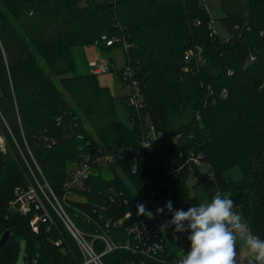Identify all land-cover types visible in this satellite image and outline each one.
<instances>
[{
	"label": "trees",
	"instance_id": "trees-1",
	"mask_svg": "<svg viewBox=\"0 0 264 264\" xmlns=\"http://www.w3.org/2000/svg\"><path fill=\"white\" fill-rule=\"evenodd\" d=\"M245 1L244 17L231 13L220 18L229 32L221 38L202 0H0V137L5 142L0 235L11 231L0 250V264H16L20 240L26 242V264L83 261L59 218L50 229L44 225L35 233L31 215L8 205L15 188H28L35 177L40 182L45 178L62 196L69 171L87 158L92 171L83 188H74L85 200L73 194L64 206L86 237L107 229L111 243L119 244L102 256L105 264H156L176 251L165 237L171 227L167 232L159 227L171 214L156 210L169 200L185 211L201 204L190 191V177L217 178L243 212L251 235L264 240V0ZM103 35L119 41L106 46ZM124 42L129 45L126 62L143 97L140 107L129 101L130 94L117 97L101 86L97 74H71L74 45L95 43L107 52ZM40 57L58 82L40 65ZM117 100L127 109L130 125L117 118ZM187 105L194 110L192 120L169 127V115ZM45 135L54 142L48 144ZM145 138L152 150L141 145ZM105 153L113 157L103 164L98 157ZM191 155L199 156L209 172L187 163ZM114 162L124 175L114 170L111 179L103 176V168ZM233 166L243 172L238 182L225 177ZM139 198L167 244L164 250L158 246L154 256L127 233L128 227L148 219L137 215ZM99 203L107 219L100 217ZM130 210H135L132 218L119 224ZM189 234L178 233L190 249ZM59 239L62 244L56 246ZM171 239L179 242L174 234ZM105 248L100 240L98 252Z\"/></svg>",
	"mask_w": 264,
	"mask_h": 264
},
{
	"label": "built area",
	"instance_id": "built-area-1",
	"mask_svg": "<svg viewBox=\"0 0 264 264\" xmlns=\"http://www.w3.org/2000/svg\"><path fill=\"white\" fill-rule=\"evenodd\" d=\"M102 40L105 42L106 46L113 45L116 41H119L118 38H108L105 35L102 36ZM127 43V42H124ZM125 48L129 47V45L125 44ZM104 56H99L96 60H94L92 63H90L92 68V73L96 72L97 74L102 72L103 69L100 67H97L101 60H103ZM189 55L186 56L188 58ZM255 57L252 56L251 60H253ZM96 68H99L96 70ZM119 76L121 79L125 80L135 91H131L130 93V102L135 104V107L138 106V99L137 97H140L141 94L139 93L138 88V81L135 75V72L133 68L127 63L126 67L120 71ZM223 95H227L224 91ZM142 102V101H141ZM140 102V103H141ZM174 140L178 139V136L173 137ZM45 141L49 143H53L54 141L50 137H45ZM143 147H146L150 150H152V145L149 138H145L143 140V144H141ZM101 153V151H100ZM107 155L106 158H104ZM113 157V154L109 155V153L101 154L98 157L99 162H102L101 159H107L109 162L111 161ZM89 159L84 161L82 166H76L72 171H70L71 179L70 181L65 183V188L63 189L64 192L62 196L59 194H56L55 191L52 189L48 181L43 179L44 182H40V180L35 177V184L30 185L28 188L24 186H17L15 188L14 192V199L9 201V207L13 211H18L21 214L30 216V228L35 232L38 233L40 230H42V227L45 225L48 229L52 226V224L55 223V221L59 218L72 237L75 239L81 253L83 256V261L78 264H105L102 256L107 253L109 250L115 249L119 244L116 245L111 243L110 240V232H108L107 229H104V234H99L98 232H95L92 234L91 238L86 237L84 234V231H82L78 225L75 223L73 218L70 217L69 213L65 209L64 203L66 202L67 198H71V196L75 193V186L78 185L83 188L84 181L89 176L88 174L91 173V164L88 161ZM201 159L199 156H189L187 159V163L193 162L200 163ZM105 164L104 162H102ZM137 166L136 164L133 165V169L136 170ZM178 170V169H177ZM177 170H172L174 173ZM41 175H43L41 173ZM43 177V176H42ZM114 195L109 199L110 202H113ZM139 203L143 204V201L140 199L138 200ZM127 202V201H125ZM107 203V202H106ZM145 205V204H144ZM146 207V205H145ZM97 210H101L100 217L103 219H107L104 215L103 209H105L104 205H101L100 203L96 205ZM174 209H177L174 207ZM135 210H130L126 215H123L122 218L118 220L119 224H122L124 219L128 220V218H132V214H134ZM87 215V214H86ZM88 216V215H87ZM107 222V221H106ZM109 225V222L106 226ZM167 232V231H166ZM127 233L129 235H132L137 241L138 245L140 246H146V254L154 256L156 255V248L159 246L162 250L165 249L167 244H164V239L160 238L159 229L156 228V226L150 222V219L143 220L141 226L139 224L134 223L132 226L128 227ZM179 232H175L174 226L170 228V230L165 235L168 244L172 245V248H176V251L173 252V250L168 254L166 259L162 261V259H159L156 264H181L182 259L185 257L186 252L189 251V247L186 245V243H182L178 235ZM174 234L175 237L178 239V243H175L171 239V235ZM102 240L104 241V244L106 245V248L101 253L97 250V244L98 242ZM62 244V239H59L58 242H56V246H59ZM120 246H123L122 243ZM127 248L130 247V244L126 245ZM131 248V247H130ZM158 253L156 258L161 257L162 253ZM34 263L36 262L35 260ZM63 264V263H60ZM137 264V263H133ZM139 264H154V263H139Z\"/></svg>",
	"mask_w": 264,
	"mask_h": 264
},
{
	"label": "rangeland",
	"instance_id": "rangeland-1",
	"mask_svg": "<svg viewBox=\"0 0 264 264\" xmlns=\"http://www.w3.org/2000/svg\"><path fill=\"white\" fill-rule=\"evenodd\" d=\"M202 3L207 7L209 10L211 17H212V27L216 35H219L221 38H228L229 32L228 29L224 26V24L221 21V17L226 16L227 14L231 13H238L240 15L245 16L248 6L247 1L245 0H202ZM128 43H123L121 47H115L111 50H107V52L104 49H101L97 44H79L74 45L72 47V54L75 60L76 67L75 70L71 74H77L80 76V74H97L96 72L92 73V68L90 63H92L94 60H96L99 56H104L98 64L97 67H100L103 69L102 72L97 74L98 82L101 86L106 87L108 91L110 90L115 96L117 97H123L125 94H130L131 91H134V89L127 83H124V80L120 78L119 73L122 71L124 67L127 65V58H126V46ZM40 65L44 67L47 72L50 74V76L58 82L59 76L56 75V72L54 70H50L48 65H46V61L40 57L39 58ZM99 68H96L98 70ZM135 93V91H134ZM138 99V106L142 103L143 97H137ZM130 101V98H129ZM116 104V112L120 120L122 122H125L126 124L130 125V121L128 119V111L124 107V105L121 104L120 100H117ZM135 105V104H134ZM193 112L190 105L184 106L181 111H179L178 114L171 113L169 115V127L176 129L181 124L187 123L188 121L192 120L193 118ZM87 129L90 131H93V128L86 124ZM44 137H50L51 136H44ZM2 141L3 151H5V142L4 138L0 137ZM106 154V153H105ZM107 155L104 157L106 158ZM102 162L107 163L109 160L107 159H101ZM201 167V169L204 172H209L208 167L200 161V163H195ZM74 166L70 168V170ZM114 170H116L120 175L122 174L119 166L117 164L112 163V165H107L103 168L102 173L103 176L107 178H112ZM70 172V171H69ZM243 176V172L239 166L237 167H231L226 170L225 177L227 180L238 182ZM189 185H190V191L193 194V196H198L201 204L210 202L213 196L216 194V192H219L222 196H229V193L227 191H222L219 185V182L217 178H210L209 180L205 181H199L198 183L194 182L193 177H190L189 179ZM73 197L80 199L82 201L85 200L84 197L80 194H74ZM141 201V200H140ZM234 210H237L236 213L243 219H245L243 212L241 209H236L234 207ZM246 220V219H245Z\"/></svg>",
	"mask_w": 264,
	"mask_h": 264
},
{
	"label": "clouds",
	"instance_id": "clouds-1",
	"mask_svg": "<svg viewBox=\"0 0 264 264\" xmlns=\"http://www.w3.org/2000/svg\"><path fill=\"white\" fill-rule=\"evenodd\" d=\"M264 35V32L261 33ZM137 215L154 219L153 213L144 204H137ZM165 209L171 219L159 225L160 231L174 226L175 232H188L190 250L186 252L181 264H238L237 237L243 227L242 218L234 211V201L219 192L210 202L193 205L187 211L174 209L169 200L164 207L157 208V214ZM25 241L20 240L19 256L16 264H26ZM245 243L254 254L258 264H264V240L255 235H247Z\"/></svg>",
	"mask_w": 264,
	"mask_h": 264
},
{
	"label": "crops",
	"instance_id": "crops-1",
	"mask_svg": "<svg viewBox=\"0 0 264 264\" xmlns=\"http://www.w3.org/2000/svg\"><path fill=\"white\" fill-rule=\"evenodd\" d=\"M193 179H194L195 185L196 183L200 181V179L198 178H193ZM234 211L236 212L237 210H234ZM242 222H243V227L240 230V235H238L237 241H236V245L238 248V264H250L251 262L255 261V256L249 251L248 247L246 246L245 237L251 234V230L245 219L242 218Z\"/></svg>",
	"mask_w": 264,
	"mask_h": 264
},
{
	"label": "water",
	"instance_id": "water-1",
	"mask_svg": "<svg viewBox=\"0 0 264 264\" xmlns=\"http://www.w3.org/2000/svg\"><path fill=\"white\" fill-rule=\"evenodd\" d=\"M3 146H2V141L0 138V163L2 160V153H3ZM11 236V231L10 230H6L2 235H0V250L2 249V247H4V244L6 243L7 239ZM26 259V258H25Z\"/></svg>",
	"mask_w": 264,
	"mask_h": 264
}]
</instances>
